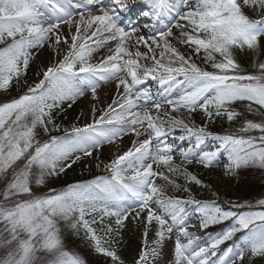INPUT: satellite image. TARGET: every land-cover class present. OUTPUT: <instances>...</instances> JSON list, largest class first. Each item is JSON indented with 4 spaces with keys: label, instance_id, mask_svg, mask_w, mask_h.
<instances>
[{
    "label": "snow or ice",
    "instance_id": "snow-or-ice-1",
    "mask_svg": "<svg viewBox=\"0 0 264 264\" xmlns=\"http://www.w3.org/2000/svg\"><path fill=\"white\" fill-rule=\"evenodd\" d=\"M141 4L146 10L140 15L149 23L126 21L137 0H0V92L23 88L0 103V264H88L67 248L65 229L83 232L92 251L111 264H124L115 245L130 219L144 225L134 264H159L167 241L173 244L167 264L264 258V199L257 201L260 210L246 202L231 209L247 211H235L215 201L167 195L170 188L190 193L187 185L202 186L187 166L213 167L225 153L226 174L264 169V62L246 73L237 59L238 52L264 49V0ZM45 46L55 49L57 59L36 71L29 84L34 56ZM102 49L107 54L93 62ZM108 82L116 88L111 103L93 106L90 123L62 129L54 112L71 108L88 93L98 99L97 90ZM238 103L260 119L244 117L239 134L208 130L214 118L230 124L241 119ZM198 110L207 121L200 126L180 115ZM40 132L47 139H40ZM254 132L259 135H248ZM129 134L136 137L131 147L103 165L107 176L34 191L33 184L44 186L82 156ZM188 205L199 212L201 230L231 224L200 244L186 222ZM237 233L243 234L241 242L222 250Z\"/></svg>",
    "mask_w": 264,
    "mask_h": 264
},
{
    "label": "rangeland",
    "instance_id": "rangeland-1",
    "mask_svg": "<svg viewBox=\"0 0 264 264\" xmlns=\"http://www.w3.org/2000/svg\"><path fill=\"white\" fill-rule=\"evenodd\" d=\"M78 11V10H77ZM132 12V11H131ZM245 12L250 16L254 17L255 13L249 9H245ZM145 23H149L145 22ZM143 24V23H142ZM176 31L175 29L173 30ZM63 35H68L67 30L65 29V32ZM175 43V41H174ZM180 50L184 53H187L188 50L183 47L177 45ZM60 48H66V45L61 44ZM259 55L262 56V58H258V56H253L251 52H238L237 53V59L239 63L241 64V67L243 70H245V67L242 65H247V62L250 65V69L245 70L246 73H254L257 71L256 65L260 62H264V49L260 50L259 52H256ZM254 54V53H253ZM253 56V58H252ZM57 57L55 56V49L50 48L48 46H45V48L39 50L38 54L34 56V59L32 61L31 67L29 69L28 73V82L31 84L35 81L36 76L34 73L38 71L42 66H47L50 62H53ZM201 67H205L203 62L199 59L196 61ZM248 64V65H249ZM210 70V69H209ZM152 85V82H149V86ZM22 91V90H21ZM107 94H104L106 93ZM20 91L14 90V87L7 93L0 92V103H3L5 101H8L12 99L13 97H16ZM98 99L93 100L91 97V94L88 93L84 97L77 100V102L71 107L67 108L65 105V111L63 112H54V117L56 119V122L61 125V127H71V125L76 124L77 126H83L84 124L91 122V114H92V108L95 106L98 109H104L107 107L108 104L111 103L112 99L116 95V88L114 82H108L101 85V87L97 90ZM246 111V110H245ZM249 113L248 111H246ZM100 113L97 112L96 115L98 116ZM251 115L250 118L252 120H259L260 117L256 116L254 113H249ZM180 115L190 124L194 122L196 126H200L204 123H206V117L202 112L199 110L195 113H192L191 116H189L185 112H181ZM245 116V114L243 115ZM243 119V117H242ZM226 119L221 118H214L212 122H207L208 130L213 132L214 134H225V133H238V131L230 130L228 127L225 126ZM243 120L239 122L240 126H242ZM180 133L177 132L176 135H179ZM53 135H57L54 134ZM62 135V134H61ZM248 135H259L258 132L249 133ZM39 138L44 140L47 139V136L44 135L42 132L39 133ZM144 137H141L143 139ZM136 137L134 135H127L123 137L122 140H118L115 144H105L103 145L99 150H95L93 152V155L91 157H81V159L74 164L71 168H76L78 172H85L88 170L89 173H95L97 176H107L108 173L104 170L103 165L105 163H108L111 161L117 154H122L123 151H126L129 147H131L133 140H135ZM186 146V143H185ZM177 163H179V158L177 157ZM100 164V168H97L96 165ZM228 163L227 161V154H222L217 157L216 162L213 167L210 168H204L197 164L188 165V170L196 175L201 181L202 186H198L195 184L187 185L190 188V193H185L183 191H176L175 189H169L167 195L172 197H181L184 199L188 198H194L199 201H208L212 202L215 201L218 203H225L228 207L231 208V205L233 203H249L254 206L255 210H260L257 206V201L259 199H264V190L259 192H249L245 190L246 192L239 191L236 188V182L238 180L239 174H245V176H249L250 172L260 173L262 171V175L264 176V169H260L257 167H249V168H241L238 173L233 176L226 174L225 165ZM70 168V169H71ZM69 170V169H68ZM67 170V171H68ZM65 174V173H64ZM63 175V174H61ZM80 179H60V176L49 178L46 181V184L44 186H36L33 184L34 191H36L38 194L46 193L50 188H54L56 190H60L64 187H66L68 184L81 182ZM240 183L241 181L238 180ZM179 183L182 185L185 183L183 178H180L178 180ZM158 183H162V181H158ZM194 209V210H193ZM235 210V209H233ZM248 209H238V211H247ZM186 211L188 213L186 217V222L189 226V231L194 233L195 235L200 237V241L198 243L204 244L208 241L209 235H216L219 234L222 231L219 232H213L211 229V226L207 229L201 230L199 225L201 222V216L199 212L197 211L196 207L194 205H188L186 208ZM231 224V221L227 225V229ZM143 231H144V225L143 223H138L135 221H132L131 219L126 222V226L124 229L121 230V234L119 237H117L118 243L115 245V247L118 250L119 255L124 260V264H134L135 259L138 256V253L141 251V246L143 243ZM204 233V235H202ZM71 234V233H69ZM74 235V234H73ZM73 235L69 236L74 237ZM202 235V236H201ZM237 235L240 236V240L238 244L241 242L243 238L242 233H237ZM68 237V236H67ZM75 242L77 245L75 247L68 248L70 251L78 252L79 254L83 255L87 260L88 264H111L110 258L103 257L99 254H96L92 251V249L89 246V242L84 239L83 232L80 233V235H76ZM153 238V233H149V241L151 242ZM80 239H84L83 241L79 242ZM79 242V243H78ZM70 244L71 246L74 245ZM228 244V245H226ZM222 250L231 246L232 241L226 242ZM223 246V245H222ZM221 246V247H222ZM172 241H167L166 245L164 247V256L160 258L159 264H167V261L171 258L172 254ZM2 250V249H1ZM81 250V251H80ZM86 253V254H85ZM221 253L218 252V256ZM216 257H213L212 260L216 261ZM247 260V258H246ZM259 264V263H254Z\"/></svg>",
    "mask_w": 264,
    "mask_h": 264
},
{
    "label": "trees",
    "instance_id": "trees-1",
    "mask_svg": "<svg viewBox=\"0 0 264 264\" xmlns=\"http://www.w3.org/2000/svg\"><path fill=\"white\" fill-rule=\"evenodd\" d=\"M251 54L253 56L254 55L255 56H258V58H256V59H259L260 60V58H262V56L259 55L258 53H254V54L251 53ZM253 56H252V58H253ZM248 64H249L248 62H247V65L242 64L245 67V70L251 68L250 65L252 63L249 64V65ZM14 90H17V91H20L21 92V90H23V88L14 87ZM234 107H235L236 111L243 113V115L245 114V116H243V119H244V117H246V118H250L251 117V115L246 112L247 111V108H246V104L245 103H238ZM243 119L242 118L241 119H238V120L232 122L231 124L226 121L225 126L228 127L230 130H233L234 132L235 131H238V129L241 127L240 124H239V122H241V120H243ZM61 128L63 129L65 127H61ZM54 134L61 135L63 133L61 131L60 133H54ZM243 173L242 174H239V176H238L239 177L238 180H240L241 183L238 180L236 182L237 183L236 184L237 185L236 188L239 191L246 192L245 190H247L249 192L255 193V192H259V191L264 190V176L262 175V171H260V173H255V174L253 172H250V174H248L249 176H245V174H243ZM95 177H97L96 172L95 173H89L88 170H87L86 173L85 172H82L81 173V172H78V170H76L75 167L69 169L68 171H66L65 174L60 175V179L61 178H63V179H77V178H79L80 179L79 181L82 180L81 182L88 181V180H92ZM218 205L220 207H222L223 209H225V210H233L230 207H228L227 204H225V203H218ZM235 211H238V209H235ZM229 222L230 221H225L222 224H218V225L211 226V229L213 230V232H219V231L225 230L224 228L227 227V225L229 224ZM69 233H71V234H69ZM71 235H73V233L70 230H67V229L64 230V239H65L67 248L75 247L77 245V243H76L77 241L75 242V239H77L76 238V234L73 235L74 237H71L70 238L69 236H71ZM202 235H204V233ZM240 236L241 235H237L236 237H234L233 240H232V244L234 242H236L238 244V242L240 240ZM73 238H75V239H73ZM84 239H80L79 242L83 241ZM73 240H74V243L75 244L71 246L70 244H73ZM226 245H228V244H226ZM226 245H223L221 247V249L224 246H226ZM3 254H4L3 250L0 249V256H2ZM254 263L264 264V258L254 257L251 260H248L247 259L244 262V264H254Z\"/></svg>",
    "mask_w": 264,
    "mask_h": 264
},
{
    "label": "bare ground",
    "instance_id": "bare-ground-1",
    "mask_svg": "<svg viewBox=\"0 0 264 264\" xmlns=\"http://www.w3.org/2000/svg\"><path fill=\"white\" fill-rule=\"evenodd\" d=\"M137 5H139V6H135V12L134 13H128V15H127V17H126V21H127V19L128 18H131L132 20H138V19H140L141 17H140V12L142 11V10H146V8L141 4V0H137ZM79 11V10H78ZM137 15V16H135V15ZM148 22L149 20L147 19V18H145V17H143V19H141V20H139V22L142 24V23H144V22ZM150 22V21H149ZM166 22V21H165ZM159 26V25H158ZM144 49H141V51H143ZM107 54V52H106V49H102V50H100V51H98L97 53H95L94 54V57H93V62H95L99 57H101V56H103V55H106ZM152 87H154V85L152 84L151 85ZM104 94H107V92L106 93H104Z\"/></svg>",
    "mask_w": 264,
    "mask_h": 264
}]
</instances>
